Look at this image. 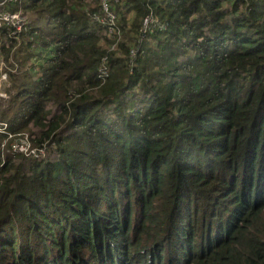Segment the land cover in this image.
Masks as SVG:
<instances>
[{
    "label": "trees",
    "instance_id": "16d2710c",
    "mask_svg": "<svg viewBox=\"0 0 264 264\" xmlns=\"http://www.w3.org/2000/svg\"><path fill=\"white\" fill-rule=\"evenodd\" d=\"M5 9L0 264H264V0Z\"/></svg>",
    "mask_w": 264,
    "mask_h": 264
},
{
    "label": "built area",
    "instance_id": "2783aa9c",
    "mask_svg": "<svg viewBox=\"0 0 264 264\" xmlns=\"http://www.w3.org/2000/svg\"><path fill=\"white\" fill-rule=\"evenodd\" d=\"M18 0H2L0 2V6H6L9 3L17 2ZM119 1V0H116ZM103 9L106 12V16L104 20L99 19V16H96L97 20H101L102 23H107L112 25L115 21V14L110 10V0L109 3H105L103 5ZM29 23L28 16L22 10L12 11L9 9L0 10V27L7 26L11 31L9 32V36L18 38V35L23 33L27 29V25ZM19 39V38H18ZM134 53V51H132ZM18 66L16 63L14 65L8 66L6 62L1 59L0 60V108H1V100L6 96L5 90L9 86L10 73L16 72ZM10 98V97H9ZM0 133L4 135V140L2 143V147L6 148L8 144L11 145L14 151L25 154L27 156L32 157H42L45 155V150L43 147H35L32 146L29 142V138L27 134L20 133L16 134L10 131L9 125L6 121L0 120Z\"/></svg>",
    "mask_w": 264,
    "mask_h": 264
},
{
    "label": "rangeland",
    "instance_id": "374dc122",
    "mask_svg": "<svg viewBox=\"0 0 264 264\" xmlns=\"http://www.w3.org/2000/svg\"><path fill=\"white\" fill-rule=\"evenodd\" d=\"M119 1H116V0H114V3H118ZM100 3L102 4V5H104L105 3H109V0H100ZM26 14H27V16H28V19L30 20V21H33L34 20V18H35V15L34 14H32V13H29V12H26ZM104 16H99V19H102V20H104L105 18H108L107 16H106V12L104 11ZM150 23H152V19H150V18H146L145 19V21H144V30H146L147 29V26H148V24H150ZM18 43H21V40H20V42L18 41ZM1 60V59H0ZM27 68L29 67V65L28 66H26ZM22 71H24V69H17V71L15 72V73H13V74H15L16 75V78H18V77H21V72ZM9 86L7 85V89L5 90V92H6V96L5 97H3L2 98V100H1V108H0V112H2L6 107H7V104H8V101H9V97H10V94H11V92H13L14 91V87L12 86L13 85V81H12V77L10 78V80H9ZM0 120H1V117H0Z\"/></svg>",
    "mask_w": 264,
    "mask_h": 264
},
{
    "label": "clouds",
    "instance_id": "9594fccd",
    "mask_svg": "<svg viewBox=\"0 0 264 264\" xmlns=\"http://www.w3.org/2000/svg\"><path fill=\"white\" fill-rule=\"evenodd\" d=\"M26 13V12H25ZM10 75H11V73H10ZM11 95V94H10ZM10 129V128H9ZM1 134V133H0ZM16 134H18V133H16ZM3 135V134H2ZM3 140H4V135H3ZM2 143H3V141H2Z\"/></svg>",
    "mask_w": 264,
    "mask_h": 264
}]
</instances>
